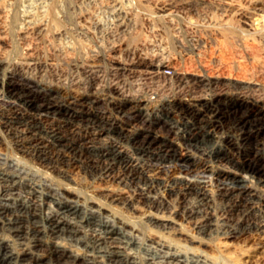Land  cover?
Here are the masks:
<instances>
[{"label":"bare ground","instance_id":"obj_1","mask_svg":"<svg viewBox=\"0 0 264 264\" xmlns=\"http://www.w3.org/2000/svg\"><path fill=\"white\" fill-rule=\"evenodd\" d=\"M207 1L214 4L221 0H187L182 3L168 2L161 6L159 14L166 17L168 21L177 15V13L192 11H197V14L200 12V17L207 18L211 15H215L214 12L210 14L209 12L203 11L201 8ZM230 1L231 0L225 2L229 7L232 6L233 0ZM253 1L257 6L264 7V0ZM119 3L113 0L107 6L119 17V19L116 20L117 28L127 31L135 25L136 20H134L133 13H129V11L120 6L121 4L119 5ZM12 5V0H6L0 3V40L3 39L2 31L6 29L5 27L10 19H12ZM26 7L28 8V6ZM45 7L46 6H44V8ZM204 8L206 9V7ZM26 10L28 12L31 9ZM130 10H132V8ZM43 18L44 16L31 14V11L30 13L28 12L22 15L20 22L22 24L20 40L21 42L23 41V49L25 50L22 61L13 62V60L9 61L5 56H0V76L3 72L5 74L3 78L4 81H0V88L4 90L5 94V99L2 101V109L0 111L1 137L9 139L16 149L38 158L41 162L51 166V169L77 165L91 178H114L125 185V187L127 186L128 189L130 188L133 192L132 198L127 201H122L121 203L128 209L134 208L135 203L140 202L144 204L148 210L154 212L149 215L147 223L154 228H159L161 233L163 231L167 233L171 230H178L175 226L177 225L176 222L172 220L173 218L171 219L168 216L163 218L159 216L162 213H169L171 216H175L176 219L180 217L186 221L194 222L197 238H199L196 241L202 244H205V238L212 239L215 236L234 239L244 234L264 235V194L260 190V188L264 187V103L260 102L258 98L259 101L257 102H254L255 100L250 101L248 98L251 92L264 93V59L260 60V63H258L260 80L246 81L242 88L246 94L244 97L245 104L243 105V112L241 111L242 115H239L240 117H237L234 123H230L232 125L230 128L233 129L232 133L234 134L228 136L229 138L226 140L227 144L225 146L221 145L215 147L214 145L216 144L211 145L209 147L211 148L209 153L205 154L206 156L204 155L207 158L204 159V161L197 162L194 155V157L191 158L180 157L175 151L167 152V150L155 152L151 147H145V145L141 146V149L130 151L120 150L117 144H113V147H98L96 145L97 142L94 141L95 135H86L83 132L85 128L83 123L86 122V119L89 121L90 118L87 117L82 110L76 107H70L66 102L52 97L53 91H55L53 89L55 85L50 83L46 85L43 83L44 80L38 81L31 77V74L30 76L26 75L27 70L41 73L50 72L59 83L64 76L68 77L59 63L69 61L76 69L84 68L83 70L87 74V83H83L84 87L90 84L93 89H99L101 86L102 79L100 75L102 74V70L96 67L97 64H86L84 61L86 58L76 62L75 57H73V48L68 43L69 40L66 41L64 39L66 34L65 31H53L51 35H47L48 22ZM77 19L79 20L77 21L78 25L76 24L79 26V35L88 34L94 29L98 31V29L102 27L97 22L93 23L89 15L83 14ZM205 22L207 21L205 20ZM224 22L223 20V23ZM250 22L249 20L245 21L247 29H253ZM150 23L152 22L150 21ZM212 24L214 25L215 23L213 22ZM209 27L210 26L207 28ZM107 30H105L106 33ZM109 30H111V28ZM93 32L95 31L91 33ZM114 34L115 31L110 32V36H114ZM99 38L101 39V37ZM151 42L153 41L150 40V42H145L141 45L142 48H140L139 45V49L134 51L137 52L140 50L141 53H143L142 51L144 48H148L149 50L150 47H153ZM125 45L123 41H119L115 44L110 42V44L106 46L107 48L105 49L103 57L106 67H108V71L112 76V82L110 81L111 83L107 88L111 96L110 106L117 105L119 112H122L129 120L138 121L141 118V121H143L145 118L143 119V117H141V101H138L132 94L128 93L129 90L126 91L123 87L125 83L122 81L128 72H132L136 68L138 69L140 65V63L137 62L126 63L120 59ZM98 47L100 48V45ZM101 48V50H103V47ZM87 49L89 48L87 47ZM157 49L155 48L156 51ZM82 52L87 51L83 49ZM102 52H104V50L101 51V54ZM144 52H146V50ZM164 57V50L163 52H158L156 55L154 54L153 57H149L148 59H150V61L145 62H148L147 64H149L150 67L148 70H145V74L142 75L149 77L151 74L162 71L163 67H168L169 62H164ZM263 57L264 56H262V58ZM94 63H96V60ZM143 70L142 68V71ZM137 72L136 74H139ZM181 73L176 72L177 75L175 79L179 77L184 78ZM136 74L134 76H136ZM146 77L145 79L149 81V78ZM175 79H173V81ZM165 81L166 79H163L162 83L165 84ZM167 82L170 83L169 80H167ZM216 82L220 85L225 83L223 81ZM216 82H210L209 86L217 85ZM137 84L136 82L135 85ZM151 84H153L152 81L147 84L148 87ZM228 84L230 85V83L225 85L227 86ZM177 85H179V83H177ZM171 89L172 87L167 85L160 89L161 91L159 92L162 96H165V93H169L168 90ZM257 95L261 96L259 93ZM166 98H168V96ZM221 99V97L217 96L213 98L211 102L206 103L209 107H215V111L218 112V115L220 112L221 115H223L225 110L222 108V103H220L222 101ZM168 103L170 104L169 101ZM228 103L226 107H229L228 112H231L232 104L230 105ZM78 104H80V102ZM153 104H155V102ZM171 106L172 105L169 106L168 114L171 115L173 112L177 114L178 110L176 107ZM174 106H177V104L175 103ZM113 107L114 106H112V108ZM109 108L110 107H108V109ZM181 108L185 110L183 106ZM190 110L191 120L198 121V118L202 117V114L194 111L191 106ZM232 118L234 117L230 119ZM222 119L223 117L219 116L220 122H224ZM166 121L165 119V122ZM187 121L185 123H187ZM169 122H171V120ZM89 124H91V121H89ZM98 128L107 136L112 134L114 130L113 124L108 125V123L107 125L102 124V126ZM193 130H203V134L201 135L202 140L213 144L211 143L214 141L213 134L209 131L211 129L207 126L195 127V124L191 126V131L197 138V136H200V132H194ZM3 160L6 161V164L10 161L9 157H4ZM11 162H13V160ZM216 162H226L235 169V172L233 175H230L227 174L228 172L225 173V170H217L213 166ZM201 165L205 167L202 172L200 171L201 169L199 170L198 168ZM174 166L178 168H176L178 173L174 176H170L171 168ZM2 170H0V264H208L201 259L202 256L191 253V248L187 247L184 249L173 244V242L170 243L169 240L167 239L168 241H166L162 235L158 238H153V236L149 239V242H147L145 233L139 226L131 225L124 220L125 218H119L111 212V210H109L110 208H107L104 204L84 198L81 194L73 191L67 185H64L61 191H63V194H74V199H71L69 196L65 199L60 195L61 192H57V189H52V193H47L43 184L32 182L26 184L24 176V178L21 176L18 177ZM58 173L62 178H67L64 171H59ZM202 173L216 181L217 190L215 192L207 189L206 184H204L206 182L197 179ZM244 173H246L248 177H243L242 174ZM187 175L196 178L189 179ZM162 176L165 177L162 178ZM23 187H29L30 189L27 192V196L16 193ZM113 197L114 201L118 202L121 200L118 195ZM127 228H130V230Z\"/></svg>","mask_w":264,"mask_h":264},{"label":"rangeland","instance_id":"obj_2","mask_svg":"<svg viewBox=\"0 0 264 264\" xmlns=\"http://www.w3.org/2000/svg\"><path fill=\"white\" fill-rule=\"evenodd\" d=\"M4 1L6 0H0V3ZM29 1L30 0H12V19H10V21L8 22L7 26L5 27L6 29L2 31L3 39L0 40V56H5V58H8L9 61L13 60V62H20L23 60L25 50L23 49V41L21 42L20 40V31L22 30V24L20 22L22 15L28 12L30 13V11L31 14L44 16L43 19H46V21L48 22L46 31L47 35H51L53 31L64 30L66 33L64 39L66 41L69 40L68 43L73 48V57H75L76 62H79V60H84V58H86V60H84L86 64H97L98 66L96 65V67L99 68V70H102V74L100 75L102 82L99 89H93L90 84H87L84 87L83 83L86 82L87 79V74L83 70L84 68L76 69L75 66L72 65L69 61H65L66 63H59V65L61 64L60 66L63 71L68 75V77L64 76L62 81L59 83L50 72L41 73L38 71L36 72L26 69V75L30 76L31 74V77L35 78L38 81L44 80L43 83H45L46 85H49V83L55 85L53 87L55 91H53L52 97H54L55 99L57 98L62 102H66L70 107H76L77 109L82 110L84 114L91 119H89V121H91V124H89V121L87 119L86 122L83 123V125L85 126L83 132L86 135H95L94 141L97 142L96 145L98 147H113V144H117V147H119L120 150L130 151L141 149V146L145 145V147H151L155 152L168 150L167 152L175 151L180 155V157L191 158L195 156V160H197V162H201L204 161V159H207L205 157V154L209 153V150L211 149L209 147L211 145L216 144L214 145L215 147H219L221 145L225 146L227 144L226 140L229 138L228 136L234 134L232 133L233 129L230 128V126L232 127L231 124L235 122L237 117H240L242 115L244 107L243 105L245 104L244 97L246 94L244 93L245 91L242 88L246 81L260 80L258 63H260V60L264 59V57L262 58V56H264V7L257 6L256 4H254L253 0H231L232 6L230 7L225 4V2L229 0H221L218 3L214 4L210 1H207L206 4H204L201 8L203 9V11L209 12L210 14L211 12H214L215 15H211L210 17L206 18L200 17V12L197 14V11L184 13L181 12L177 13V15H175L171 20L168 21L166 17L159 14L161 6L168 2L182 3L187 0H116L118 3L120 2L119 5L121 4L120 6H122L124 9L126 8L129 13H133L134 20H136L135 25L137 23L136 26L134 25L127 31H123L119 30L116 26V20H118L119 17L107 6L113 0ZM26 6H28V8ZM44 6L46 7L44 8ZM204 7H206V9ZM131 8L132 10H130ZM26 9L31 10L27 12ZM20 12L23 14H21ZM83 14L89 15L92 18L93 23L97 22L98 24H100V26H102L101 29H98V31L97 29H94L92 30L95 31L93 33H91V31L88 34L79 35V26H77V21L79 20L77 18L81 17ZM149 20L153 23V25ZM205 20L207 22H205ZM223 20L227 24L225 22L223 23ZM248 20L249 22L251 21L250 24L253 29H247L245 21ZM213 22L215 23L214 25L212 24ZM208 26L210 27L207 28ZM110 28L111 30H109ZM104 29H108L107 33ZM111 31H115L114 36H110ZM99 37H101V39ZM150 40L153 41L151 42L153 44V47H150L149 50L148 48H144V50L142 51L143 53H141L140 50H138L139 53L138 51H134L136 49H139V45L140 48H142L141 45H143L147 41L150 42ZM119 41H123L126 44L120 55V59L126 63H140L138 69L136 68L132 72H128L127 75L129 76L126 75L124 79L122 78V82L125 83V86H123L124 89L126 91L129 90L128 93L132 94L138 101H141V117H143V119L145 118L143 121H141V118L138 121L131 119L129 120L122 112H119L117 105H112L114 106L113 108L112 106H110L111 96L108 93L107 88L112 82V76L108 71V67H106V63L104 62L103 57L105 49L107 48L106 46H108L110 42L112 44H115ZM99 45L100 48L98 47ZM87 47L89 49H87ZM101 47H103L104 50L102 54L101 51L103 50H101ZM79 48H82L81 51ZM93 48L95 49V52ZM155 48H158L157 51L155 50ZM83 49L87 52H82ZM96 49L99 51H97ZM145 50L146 52H144ZM163 50L165 56L164 62H169L168 67H173V69L177 73H181L183 71L181 74L184 76V78H176L173 82L174 84L169 85V87H172L171 90L174 91L168 90L169 93H165V96H151V90L147 85L149 81L145 79V75H142L145 74V70H148V68L150 67V65L147 64L148 62L145 61H150V59H148L149 57H153L154 54L156 55L158 52H163ZM94 59L96 60V63H94ZM142 68L144 69L143 71ZM165 68L166 67H163L162 70ZM136 72L139 74H136ZM135 74L136 76H134ZM4 75L5 74L3 72L1 75L2 77L0 76L1 82L4 81ZM146 78H148V76ZM216 81H223L225 83L223 85H220ZM128 82H130L131 84ZM136 82L138 83L137 85H135ZM210 82H216L217 85L209 86ZM177 83H179V85H177ZM227 83H230V85L228 84L226 86L225 84ZM0 90L1 111L2 101L5 99V94L2 88H0ZM258 93L261 96L257 95ZM178 94L180 95V97ZM252 94H254L255 96ZM167 96L168 98H166ZM181 96L184 98V100ZM217 96L222 98V101L220 103H222L223 105L222 108L225 109L223 115H221V112L218 115V112L215 111V107H209L206 104L208 102H211L213 98H216ZM155 97L156 99H154ZM248 98L250 101L255 100L254 102H257L260 100V102L264 103V93L261 92H251V94L249 93ZM168 101H174L172 105L175 103L177 104L178 107L176 106V109L178 110V116L174 112L171 113V115L168 114L169 106L171 105V103L169 104ZM189 101L191 102V104ZM79 102L80 104H78ZM154 102L155 104H153ZM105 103L108 104L106 105ZM227 103L233 105H231V112H228L229 107H226ZM180 106H183L185 110H182ZM190 106L192 109H194V111L202 114V117L198 118V121L191 120L192 118L190 117ZM108 107L110 108L108 109ZM219 116L223 117L222 121L224 122H220L221 120L219 121ZM231 117L234 118L230 119ZM165 119L167 120L166 122ZM170 120L172 123L169 122ZM186 121L187 123H185ZM107 123L108 125L113 124L114 127L113 133L108 136L103 134V132H101L98 128L102 126V124L107 125ZM228 123L231 124L229 125ZM193 124H195V127L207 126L209 129H211L209 131H211L213 134L214 141L211 142L213 144L204 142L202 140L201 135L203 134V130H193L194 132H200V136H197L196 138L191 131V126ZM4 157H9V163L6 164V161L3 160ZM0 158H2L0 159V165L2 163V165L0 166V170L3 169L2 171H5L7 173L9 172L11 173V175H16L18 177L24 176L25 178H23L25 179L24 181L26 182V184H30L29 182L43 184L47 193H52V189H57V192H61L60 195L65 199L67 196H69L71 199H74V194L62 193L63 191H61V188L64 187V185H67L73 191L81 194L84 198L97 201L100 204H104L107 208H110L109 210H111V212H113L119 218H125L124 220L131 225H137V227L139 226V228H141L145 233L147 242H149V239H151L153 236V238H158L162 235V237H164L166 241L169 240L170 243L173 242V244L178 245L184 249L187 247L191 248V253H196V255L202 256L201 259H203V261L207 262L208 264H264V235L244 234L239 238L234 239H226L215 236L212 239L205 238V244H202L196 241L199 238H197L194 222L186 221L185 219L180 217L176 219L175 216H171L169 213H162L159 216L163 218L167 216L171 219L173 218L172 220L176 222L177 225L175 226L178 230H171L167 233L163 231L161 233V230H159V228H154L147 223L149 215L154 212L148 210V208H146L144 204L140 202L135 203L134 208L128 209L121 203L122 201H127L132 198L133 192L130 188L128 189L127 186L125 187V185L115 180L114 178H91L89 175H86L83 169L77 165L71 167H60L61 169H51V166H48V164L41 162V160H39L38 158L16 149V147L12 145L9 139H5L1 136ZM11 159L13 160V162H11ZM213 166L217 170H225V173L228 172L227 174L230 175H233V173L235 172V169L226 162H216ZM176 168V166L171 168V172L169 174L170 176H174L178 173V168ZM198 168L199 170L201 169V172L205 169V167H203L202 165ZM59 171H64V173L67 175V178H62L58 173ZM242 175L243 177H248L246 173ZM207 176L208 175H203L202 173V175L198 176L197 179L206 182L204 184H206L207 189L209 191L215 192L217 190L216 181ZM163 177L165 176H162V178ZM187 177L189 179L196 178L194 176L192 177L188 175ZM29 190V187H23L20 188L16 193L27 196V192ZM260 190L264 194V187L260 188ZM115 195H118L121 200L118 202L114 201L113 196ZM127 229L130 230V228Z\"/></svg>","mask_w":264,"mask_h":264},{"label":"built area","instance_id":"obj_3","mask_svg":"<svg viewBox=\"0 0 264 264\" xmlns=\"http://www.w3.org/2000/svg\"><path fill=\"white\" fill-rule=\"evenodd\" d=\"M176 75H177L176 71L171 67H166L165 69H163L159 73H154V74L149 75V77H148L149 83L151 81L153 82V84H151L149 86V88L151 90V96H154V95L162 96L159 92V91H161L160 89L166 87L167 85H172L174 82L173 79H175ZM161 77H162V80H161ZM163 79H166V81L164 82L165 84L162 83ZM167 80H169L170 83H168ZM154 99H156V97ZM169 102L171 103V105H172V103H174V101H169ZM174 105L175 104H173L171 107H176Z\"/></svg>","mask_w":264,"mask_h":264}]
</instances>
